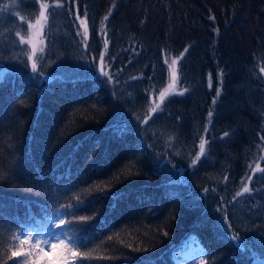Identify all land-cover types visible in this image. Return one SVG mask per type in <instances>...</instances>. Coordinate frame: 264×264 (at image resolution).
Instances as JSON below:
<instances>
[{"label": "trees", "instance_id": "obj_1", "mask_svg": "<svg viewBox=\"0 0 264 264\" xmlns=\"http://www.w3.org/2000/svg\"><path fill=\"white\" fill-rule=\"evenodd\" d=\"M41 3L43 75L16 35ZM105 50L113 81L96 73ZM173 59L175 90L150 115ZM263 134L264 0H0V264L17 259L5 255L16 230L41 235L55 264H264ZM65 233L85 255L44 245ZM189 243L204 252L187 261Z\"/></svg>", "mask_w": 264, "mask_h": 264}, {"label": "snow or ice", "instance_id": "obj_2", "mask_svg": "<svg viewBox=\"0 0 264 264\" xmlns=\"http://www.w3.org/2000/svg\"><path fill=\"white\" fill-rule=\"evenodd\" d=\"M32 3H36V0H32ZM56 7H62V5L60 4H54L52 5L53 11ZM114 7V5H113ZM49 8L48 4L45 3H41L40 4V11H39V17L35 19V22H31V20L28 22L27 27L28 28H39L40 29V34L44 33V25L41 23V21H47L48 20V16L45 15V10H47ZM85 18H87V12L85 11ZM76 19H79V14H76ZM105 20L108 19L107 16L104 17ZM21 20H23V17H21ZM81 24L84 25V39L85 41L88 38V34H89V30L87 25L85 24L84 20H81ZM23 27V24L21 25ZM25 31H27V29H25ZM79 35V33H77ZM17 36L20 37L19 39V44L24 45H30L31 46V55L27 56V60L32 61L31 64V68H32V72L34 74L38 73V68H37V63L35 62V60L33 59V57L36 56V46L32 43V36H28L27 38H25V36L21 35L19 32L16 33ZM47 37L45 36V39ZM41 44L44 43V40L42 39L40 41ZM108 47V41L105 40V48L107 49ZM39 51L41 53L44 52V48L41 47L39 49ZM187 51V49H185V52ZM183 55V53L181 54V56ZM42 59V57H41ZM100 62L101 64L104 63V54H100ZM165 63H167V61H165ZM176 65H177V59H173L171 62V65H169V68L172 70V76H173V84L170 85L169 87L174 88L175 86V81H176ZM101 72L103 75L107 76L109 80H111L113 77L107 73L103 71V68H101ZM39 75H43V72L40 71L38 73ZM222 75V74H221ZM208 87H211V77L209 76V84ZM188 91L187 88L183 89V91H181L179 94L183 95L184 92ZM167 94V89L164 92L160 93V100L161 102H163L165 95ZM221 94V89L218 88L217 92H216V97L213 99V104L216 103V99L220 96ZM161 105L159 103H157L155 105V107L151 108L150 111L151 113H156L157 109H160ZM213 116V112L210 110L208 112V117L211 118ZM144 123H147V120L144 121ZM205 131H207V129H205ZM229 134L226 132L225 136H228ZM171 139V137H170ZM262 140H264V137H261ZM208 143L207 140H205L203 137H201L200 139V143H199V152L196 154L195 159H193L191 161V163L193 165H196V163L201 159V156H203L205 154V146ZM257 168H259V165H257ZM260 171L264 172V169H260ZM225 180H227V177H225ZM249 182H251V177H249ZM251 189L248 186H245L242 190V192H237L236 193V197H240L243 193H248L249 195H251ZM77 204L82 203V201L79 200V198L77 199ZM61 208H63L65 210V212H67L68 209L75 207V205L73 204H68V205H61ZM57 211H59V209H56ZM221 211H223V208L220 209ZM72 215L75 217V213H72ZM79 220H87V219H91V217H79ZM67 224H73L76 223V219L74 220H69L66 222ZM62 224H65L64 220H60L59 223H55L54 225H52L53 227H57L59 228ZM109 239H111L109 237ZM233 239H237L236 237H233ZM45 246H48L52 249H55L58 246L64 247L65 249H67L68 252L71 253V256L73 258V260H75L76 257L81 256V255H85L82 254L81 252L78 251V249L80 248H85L87 247V245L83 242V241H79L77 240L73 235H69L67 233H65L64 238L61 239V237L56 236L55 240H46L43 242ZM27 244L29 245V248H32L33 246L38 250V252L43 253L45 256L48 254L45 251V248L43 246H41L40 241L38 238L35 237L34 234H32L31 232H24L22 230H16L13 233L10 234V239L8 242V247H9V251H10V255H8L7 253H5L6 257L8 260H12L14 257H16L17 259L13 260V264H35V258L33 257L31 251L24 249V245ZM238 248H242L243 244L240 243L239 241L237 242L236 245ZM23 256L24 259H19V257ZM6 264V261H5ZM60 264H71V262L67 259L63 260L60 262Z\"/></svg>", "mask_w": 264, "mask_h": 264}, {"label": "rangeland", "instance_id": "obj_3", "mask_svg": "<svg viewBox=\"0 0 264 264\" xmlns=\"http://www.w3.org/2000/svg\"><path fill=\"white\" fill-rule=\"evenodd\" d=\"M76 20L78 21V25H79V36H80V39L83 42V44L86 45L88 38L85 41V39H84V25L81 24V20H84L85 21V24L87 25L86 19H84L82 17H79V19H76ZM41 23L44 25V29H45V21L42 20ZM27 31H28L27 32L28 33L27 34V37L28 36H32V43L36 46V49H37V47L41 44L40 41L43 39L44 33L43 34H40V29L38 27L37 28H28ZM30 48H31V46H30ZM106 53L107 52L105 50L104 53H103L104 54V63L101 64V62L99 61V65H98V68H97V72L96 73L100 77H106V78H108L107 76L103 75L102 72H101V68H103V71L104 72H107V73H109L112 76V74H111V64H110L109 60L106 59ZM52 79H53V77H50V76L45 77V80H47V81H50ZM111 81H113V79H111ZM175 83H176V81H175ZM172 84H173V76H172V71H171L170 78H169L168 83L166 84L165 88L162 89L158 93L157 96L156 95H152L150 97V102H149V104H150L149 105V114L150 115L154 114V113H151L150 109L153 108V107H155V105L157 103H159L161 105L160 109H157V112H160L162 110V107H163L166 99L170 95H172V93L175 90V86H174V88L169 87ZM166 89H167V94L165 95L163 102H161V100H160V93L161 92H164ZM263 137H264V134H263ZM203 138L206 140V137L205 136ZM206 146H207V144H206ZM206 146H205V153H206ZM203 156H201V157H203ZM263 163H264V140H262L261 154L257 158V160L254 161V163L252 165V176L261 172L260 169H262ZM257 165H259V168H257ZM249 177L244 182V184L242 186V190H243V188L245 186H248L250 188L251 182H249ZM251 179H252V177H251ZM48 225H50V223H48ZM40 237L42 238V236L40 235V236H38V239H39V241L41 243ZM233 240L235 242H238L239 241V239L238 240L237 239H233ZM239 242L243 244L242 249H245L246 241L245 240H241ZM23 247H24V249L31 251V253H32V255H33V257L35 259H36L35 256H37V255L40 254L38 251H36V253H35V247L34 246L32 248H29V245L25 244ZM192 247H193V244L192 243H189L188 246H186V248L180 252L181 257H183V258H185L187 260V259H192V258H195V257H198V256H201L202 255V251L200 249H197L196 251H194V250L192 251ZM46 251H49L50 252L49 249H47ZM50 256H51L50 258L48 256H46L48 258L47 261H50V263L55 264L56 261L53 260V259H51V258H54V255L52 254V250H51V255ZM35 264H38V263L35 261ZM42 264H46V260L45 259L42 262Z\"/></svg>", "mask_w": 264, "mask_h": 264}, {"label": "bare ground", "instance_id": "obj_4", "mask_svg": "<svg viewBox=\"0 0 264 264\" xmlns=\"http://www.w3.org/2000/svg\"><path fill=\"white\" fill-rule=\"evenodd\" d=\"M45 77H47V76H42L41 77V80L42 81H44V82H46L47 80H45ZM197 249H200L202 252H204L203 250H204V248L201 246V245H197V244H193V247H192V251L194 250V251H196ZM181 257V256H180ZM183 258V257H182ZM185 259V258H184ZM183 261H185V260H183Z\"/></svg>", "mask_w": 264, "mask_h": 264}]
</instances>
